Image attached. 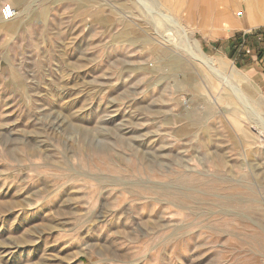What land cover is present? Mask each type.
Segmentation results:
<instances>
[{
    "label": "rangeland",
    "instance_id": "obj_1",
    "mask_svg": "<svg viewBox=\"0 0 264 264\" xmlns=\"http://www.w3.org/2000/svg\"><path fill=\"white\" fill-rule=\"evenodd\" d=\"M43 6L0 38V264H264V0Z\"/></svg>",
    "mask_w": 264,
    "mask_h": 264
},
{
    "label": "crops",
    "instance_id": "obj_2",
    "mask_svg": "<svg viewBox=\"0 0 264 264\" xmlns=\"http://www.w3.org/2000/svg\"><path fill=\"white\" fill-rule=\"evenodd\" d=\"M7 2L14 4L20 9V14L10 20H5L1 16V8ZM51 9L52 7L48 6V13L51 12ZM261 9H263V6ZM262 12L263 11H260L258 20L254 24H252V22L249 24L238 23L242 26V29H256L255 26L257 24L264 26V14ZM45 13L43 0H0V38L11 42L12 39L18 38L21 33L34 34L32 36L28 35V37H23L22 39L28 38L29 40H34L36 42V29L38 27V42H40L42 39L41 34ZM251 35L252 36L249 37V45L252 49V53L243 55L240 59L237 57V65L240 68L246 69L249 74L254 75L264 84V30L257 31Z\"/></svg>",
    "mask_w": 264,
    "mask_h": 264
},
{
    "label": "built area",
    "instance_id": "obj_3",
    "mask_svg": "<svg viewBox=\"0 0 264 264\" xmlns=\"http://www.w3.org/2000/svg\"><path fill=\"white\" fill-rule=\"evenodd\" d=\"M238 15H242V12L241 14H238ZM1 16L5 20H10V19L15 18L17 16V11L15 7L13 6V4L11 3L4 4L1 8ZM251 52H252V49L248 47L246 43L245 44L243 43L242 46L238 48V56L240 54L248 55Z\"/></svg>",
    "mask_w": 264,
    "mask_h": 264
},
{
    "label": "trees",
    "instance_id": "obj_4",
    "mask_svg": "<svg viewBox=\"0 0 264 264\" xmlns=\"http://www.w3.org/2000/svg\"><path fill=\"white\" fill-rule=\"evenodd\" d=\"M260 31H263V30H260ZM250 36H252V35H250V34L248 35V40H249V37H250ZM237 57H238V59H240L241 57H243V55L240 54V55L238 56V53H237Z\"/></svg>",
    "mask_w": 264,
    "mask_h": 264
},
{
    "label": "bare ground",
    "instance_id": "obj_5",
    "mask_svg": "<svg viewBox=\"0 0 264 264\" xmlns=\"http://www.w3.org/2000/svg\"><path fill=\"white\" fill-rule=\"evenodd\" d=\"M239 14H241V12H239ZM143 169V168H142ZM9 205H12L13 204V201H9L8 202ZM5 207V206H4Z\"/></svg>",
    "mask_w": 264,
    "mask_h": 264
}]
</instances>
